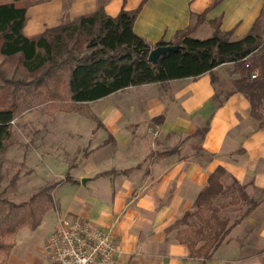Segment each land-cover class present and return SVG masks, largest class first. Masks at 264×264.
I'll list each match as a JSON object with an SVG mask.
<instances>
[{
  "label": "crops",
  "instance_id": "0c3cea01",
  "mask_svg": "<svg viewBox=\"0 0 264 264\" xmlns=\"http://www.w3.org/2000/svg\"><path fill=\"white\" fill-rule=\"evenodd\" d=\"M138 8L133 30L153 49L195 26L199 15L204 19L191 36L200 39L211 37L216 27L231 32V40L261 34L264 27V0H40L28 7L23 32L33 38L98 10L116 17ZM233 66L216 67L215 82L207 73L130 86L93 102L99 123L93 153L85 158L93 176L87 183L72 176L60 182L71 193L60 202L51 230L39 234V227L33 244L15 255L16 263L49 264L45 245L58 219L78 215L113 230L119 264H264V123L251 115L243 93L226 97L239 78ZM206 124L201 138L197 130ZM219 167L228 173L225 188L235 179L248 200L237 197L230 204L227 194L216 199L230 230L203 261L179 241L178 229L169 228L195 210Z\"/></svg>",
  "mask_w": 264,
  "mask_h": 264
},
{
  "label": "trees",
  "instance_id": "16d2710c",
  "mask_svg": "<svg viewBox=\"0 0 264 264\" xmlns=\"http://www.w3.org/2000/svg\"><path fill=\"white\" fill-rule=\"evenodd\" d=\"M18 1L21 0L0 2V53L7 57L20 55L22 65L36 74L35 85L43 86L51 98H59L63 87L69 94V104L75 106L95 102L130 86L181 78L196 79L207 73L215 82L213 70L222 64L233 63L231 72L238 74L239 78L234 80L233 90L226 97L234 92L243 93L251 104V115L264 123V36L259 33L250 32L241 39L231 40V32H223L216 27L211 37L195 38L191 35L204 19V15H199L195 26L179 31L171 42L159 41L155 45L176 48L164 53L154 63L149 60L152 46L133 30L140 8L122 10L116 17L98 10L73 22L48 28L31 38L23 32L28 7L18 5ZM62 70H66L65 75L60 73ZM253 74L256 78L252 77ZM13 118L12 109L0 110V153L11 137ZM207 130L208 124L198 129L197 134L203 138ZM71 169H68L64 180L72 181ZM227 174L222 167L211 173L208 185L196 199L195 210L186 212L169 228L179 229L191 218L198 217L201 226L194 231L195 235L178 239L189 246L191 256L203 261L212 258L230 230V220L222 217V205L219 206L216 199L227 194L233 198L230 204L236 203L237 197L248 200L244 187L235 179L225 188L223 178ZM231 187L233 193L230 192ZM48 191L49 188H44L33 198L45 196L54 207V197ZM204 211L209 214L202 216ZM28 217L30 221L27 224L32 230L40 226L42 215L38 210L31 209ZM7 224V231L14 233L26 223L18 224L14 220ZM199 243L203 245L197 249ZM13 247L12 243L4 242L0 237V264H5L1 258Z\"/></svg>",
  "mask_w": 264,
  "mask_h": 264
},
{
  "label": "rangeland",
  "instance_id": "374dc122",
  "mask_svg": "<svg viewBox=\"0 0 264 264\" xmlns=\"http://www.w3.org/2000/svg\"><path fill=\"white\" fill-rule=\"evenodd\" d=\"M37 1L40 0H21L17 4L29 7ZM261 35L264 36V27ZM65 72L60 73L65 75ZM35 76L22 65L20 55L7 57L0 53V110L14 111L11 137L0 153V237L14 245L1 258L5 264H17L15 255L19 256L33 244L39 227H42L39 234L51 230L61 209L60 202L71 193L68 186L61 187L63 183H60L66 178L68 168L74 166L70 176L82 177V183L93 176L85 158L93 153L94 128L99 123L94 103L71 106L69 94L63 87L59 98H51L43 86L35 85ZM44 188H49L48 192L54 197V207L45 196L33 198ZM31 209L42 215V222L35 230L27 224ZM208 214L204 211L201 215ZM14 220L26 224L10 233L7 222ZM200 226L198 217L191 218L178 229V238L193 237Z\"/></svg>",
  "mask_w": 264,
  "mask_h": 264
},
{
  "label": "built area",
  "instance_id": "2783aa9c",
  "mask_svg": "<svg viewBox=\"0 0 264 264\" xmlns=\"http://www.w3.org/2000/svg\"><path fill=\"white\" fill-rule=\"evenodd\" d=\"M45 249L49 264H119L120 247L113 230L78 215L58 219Z\"/></svg>",
  "mask_w": 264,
  "mask_h": 264
},
{
  "label": "water",
  "instance_id": "95a60500",
  "mask_svg": "<svg viewBox=\"0 0 264 264\" xmlns=\"http://www.w3.org/2000/svg\"><path fill=\"white\" fill-rule=\"evenodd\" d=\"M175 46H158L151 50L149 54V60L151 62L156 63L159 58L166 53L169 50L175 49ZM84 182H86V179H84Z\"/></svg>",
  "mask_w": 264,
  "mask_h": 264
}]
</instances>
